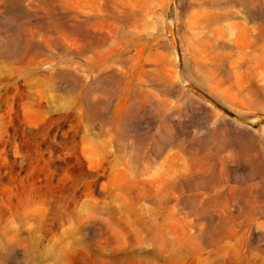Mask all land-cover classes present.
<instances>
[{"label":"rangeland","instance_id":"rangeland-1","mask_svg":"<svg viewBox=\"0 0 264 264\" xmlns=\"http://www.w3.org/2000/svg\"><path fill=\"white\" fill-rule=\"evenodd\" d=\"M0 264H264V0H0Z\"/></svg>","mask_w":264,"mask_h":264}]
</instances>
